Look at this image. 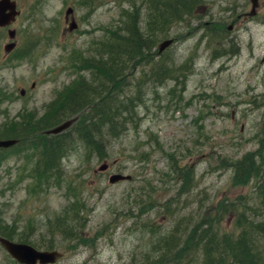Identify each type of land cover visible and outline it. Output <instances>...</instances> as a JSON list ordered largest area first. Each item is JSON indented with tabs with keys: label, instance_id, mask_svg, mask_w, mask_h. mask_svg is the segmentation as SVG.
<instances>
[{
	"label": "rangeland",
	"instance_id": "rangeland-1",
	"mask_svg": "<svg viewBox=\"0 0 264 264\" xmlns=\"http://www.w3.org/2000/svg\"><path fill=\"white\" fill-rule=\"evenodd\" d=\"M17 2L21 15L0 29V132L58 107L79 75L91 77L85 64L78 69L77 58L91 57L148 0ZM243 7L249 14L251 0H204L194 18L158 40L151 57L121 83L118 97L113 94L132 102L130 122L117 138L103 131L101 153L81 140L78 121L61 134L39 129L37 142L29 143L37 137L30 135L26 145L5 151L0 236L11 233L39 250H57L63 257L56 264H131L162 255L172 231L184 240L224 206L237 209L221 211L219 235L237 232L235 218L255 203L249 201L256 185H234L231 164L256 152L264 137V0L254 18L241 17ZM68 8L78 25L73 32ZM145 18L144 11L143 30ZM10 29L17 32L13 41ZM169 39L174 44L159 53ZM12 42L17 47L9 53ZM163 70L173 77L161 83ZM41 138L62 144L59 167L50 175L35 173ZM114 175L131 180L111 183ZM156 190L161 204L143 211L141 202ZM166 198L175 201L168 206ZM66 226L81 239L66 238ZM0 264H17L1 246Z\"/></svg>",
	"mask_w": 264,
	"mask_h": 264
},
{
	"label": "trees",
	"instance_id": "trees-1",
	"mask_svg": "<svg viewBox=\"0 0 264 264\" xmlns=\"http://www.w3.org/2000/svg\"><path fill=\"white\" fill-rule=\"evenodd\" d=\"M203 4L204 0H148L145 9L135 7L129 14L125 28L109 32L103 42L97 45L91 57L80 60L91 74L89 79L82 77L79 82L75 81L61 104L37 122L24 120L27 121L25 125L12 124L3 129L4 132H0V138L20 139L26 145V139L31 135L32 138L37 136L32 139V142H37L39 129L47 130L78 116L80 128L77 133L81 140L90 150L101 153V148L105 149L106 141L102 139L103 131H107L109 138H117L127 130L130 122L127 114L132 111V102H118L119 99H116L121 83L130 76L132 69L151 57L160 38L168 36L170 29L178 22L185 23L194 18ZM144 11L146 29L143 30L138 24H141ZM161 75V83L171 76L166 70ZM172 77L173 75L170 78ZM174 79L176 82L180 80ZM42 140L43 138L36 147L42 159L35 173L50 175L59 167L62 144L58 140L47 143ZM4 152L0 151L2 160L5 157L1 156ZM231 166L234 168V185H248L250 182L256 185V191L249 201L255 203L249 205L251 208H240V214L235 218L237 232H226L222 237L219 235V222L224 214L221 211L225 210L227 213L237 209L234 206H224L215 220L211 218L198 225L199 227L196 226L192 232L187 233L184 240L172 231L163 241L162 255L152 257L147 254L142 263L134 261L131 264H264V137L256 152L246 155ZM37 176L41 178H37L38 181H41L43 175ZM147 184L151 186L150 182ZM151 189L154 190L152 186ZM148 196L149 199L141 202L145 212L148 206L152 210L161 204L156 201L157 190L155 194L152 192ZM174 201L166 198L165 204L169 206ZM249 211L253 213L252 216L247 215ZM67 227L72 226H66V234H63L66 238L81 239L76 229ZM3 237L11 240L14 238L11 233H5ZM20 242L30 243L23 238Z\"/></svg>",
	"mask_w": 264,
	"mask_h": 264
},
{
	"label": "water",
	"instance_id": "water-1",
	"mask_svg": "<svg viewBox=\"0 0 264 264\" xmlns=\"http://www.w3.org/2000/svg\"><path fill=\"white\" fill-rule=\"evenodd\" d=\"M252 2L254 5V11L251 13V15H254L257 6V0H253ZM68 13L71 14L72 11L70 10ZM18 14L19 13L17 12V5L15 2H12L11 0H0V27L9 26L12 22L15 21ZM76 27V24H72L71 30L75 29ZM10 35L11 37H14L15 33L11 32ZM172 43L173 40L164 42L160 47V52H163ZM13 48L14 45H10L7 47V50H11ZM73 123L74 120L66 122L61 126H58L55 129L49 131L48 134H60L70 128ZM15 144H17L16 140L0 141V148H10ZM107 168L108 166L104 165L100 168V170L103 171ZM124 180H131V177H127L124 175H114L110 178L111 183H116ZM0 244H2L8 251V253L21 264H53L58 260V258L61 257V254L56 251L40 252L30 245L14 243L5 238H0Z\"/></svg>",
	"mask_w": 264,
	"mask_h": 264
},
{
	"label": "flooded vegetation",
	"instance_id": "flooded-vegetation-1",
	"mask_svg": "<svg viewBox=\"0 0 264 264\" xmlns=\"http://www.w3.org/2000/svg\"><path fill=\"white\" fill-rule=\"evenodd\" d=\"M260 1L261 0H257V2H256V4H257V9H256V11H255V16H253L252 18H254V17H256L257 15H258V9L260 8ZM252 4V3H251ZM245 7V6H244ZM243 7V8H244ZM246 10H247V8H244V9H241V17H243L244 19H249V17H251L250 16V13L252 12V9H251V12L248 14L247 12H246ZM246 21H248V20H246Z\"/></svg>",
	"mask_w": 264,
	"mask_h": 264
}]
</instances>
